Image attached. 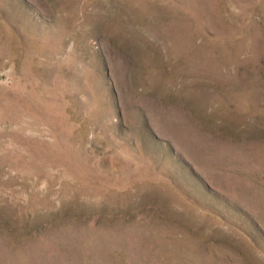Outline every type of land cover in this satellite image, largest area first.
Wrapping results in <instances>:
<instances>
[{
  "label": "rangeland",
  "instance_id": "obj_1",
  "mask_svg": "<svg viewBox=\"0 0 264 264\" xmlns=\"http://www.w3.org/2000/svg\"><path fill=\"white\" fill-rule=\"evenodd\" d=\"M0 264H264V0H0Z\"/></svg>",
  "mask_w": 264,
  "mask_h": 264
}]
</instances>
